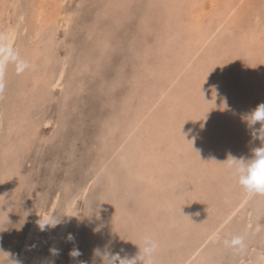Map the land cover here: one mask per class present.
I'll list each match as a JSON object with an SVG mask.
<instances>
[{
	"label": "rangeland",
	"instance_id": "1",
	"mask_svg": "<svg viewBox=\"0 0 264 264\" xmlns=\"http://www.w3.org/2000/svg\"><path fill=\"white\" fill-rule=\"evenodd\" d=\"M60 1L59 11L57 8L52 14V17L57 16L58 27L57 24L49 25L42 36L46 40L54 31L52 60H45L44 54L39 55L31 74L19 63L29 35L27 30H22L23 20L20 18L26 0H8L9 9L4 14V24L0 26L1 59L5 26L14 22L18 25L6 63L0 67V230H3L0 231V250L10 253V259L22 264V256L35 246L32 240L21 247L22 234L36 214L49 212V216L52 214L59 223L54 227L45 226L43 230L38 224L35 235L36 238L43 237L46 242L51 231L63 225L62 247L53 264H101L100 258L93 254L94 249L103 251L107 246L112 253L130 256L135 237L122 236V233L136 225L134 215L138 196L123 184L120 177L125 175L126 168L119 162L124 160V155L129 156L128 146L135 138L136 141L141 138L145 143L153 136L142 133L138 138L135 131L115 152L110 148L128 129L136 109L144 107L148 99H155L158 86L168 79L166 72L172 70L175 55L183 54V48H188L184 39L189 31L178 19L185 8L181 0ZM211 1L202 2V13L204 22L212 21L210 26L215 29L216 23L222 22L215 13L225 6V0ZM235 1L237 10L227 18L228 21L225 19L228 23H222L212 35L211 48L214 49L213 55L218 57L213 62V55L200 51L201 60H205L204 71L214 73L205 93L207 96H201V90L194 85L189 97L190 100L195 97V101L208 97L210 101L204 106V109L208 106V114L198 111L190 126L199 120H212L211 130L206 128V147L211 145L212 148L208 147L210 156L218 157L217 165L210 171L211 174L215 172L214 176L217 174L218 185L210 180L213 186L205 195L209 198L206 213L209 216L214 213L215 222L222 212L211 211L215 202L212 199L218 198L217 204L224 213L245 194L235 185L225 166L218 163H223L228 155L250 158L252 150L261 146V141L252 135L260 124L250 128L245 116L264 104V0ZM185 17L188 18V14L183 17L187 20ZM250 32L255 33L253 52L234 41ZM252 63L260 85L259 92L249 84L251 73L255 71L251 72ZM35 74L39 76L37 82L33 80ZM184 74H179L167 91L175 92L178 97L175 108H168V112L185 113L188 121V109L184 103L188 102V84L184 86L181 81H185ZM244 87L248 91L243 92ZM209 89L216 91L211 90V93ZM191 94H195L193 98ZM167 102L166 98L157 101L152 113L160 111L162 114ZM223 104L227 107L223 108ZM21 109L22 113L14 117ZM152 126L156 125L149 122V127ZM184 129H188V124L178 128L171 137L183 135ZM30 130L33 136L18 139L17 136ZM7 132L11 137H7ZM6 143H10L13 149L8 151L9 155L5 152ZM163 145H168L167 140ZM205 148L202 147L201 152ZM103 154H106L107 161L101 166ZM134 163L131 162L130 166H135ZM187 167L182 165L183 169ZM185 174V179L177 178L166 192L173 206L168 210L162 208L146 220L154 226L151 233L160 242L157 257L160 264L180 260L193 239V234H188V219L184 222V218H179L188 214V171ZM116 198L120 202L114 205ZM245 198L242 207L223 224L218 237L200 251L197 264H264V195H247ZM118 208L122 211H116ZM113 234L116 235L114 239ZM234 237H242V244L230 243ZM73 249L81 254L71 257L69 253ZM136 254L137 251L131 257Z\"/></svg>",
	"mask_w": 264,
	"mask_h": 264
},
{
	"label": "bare ground",
	"instance_id": "2",
	"mask_svg": "<svg viewBox=\"0 0 264 264\" xmlns=\"http://www.w3.org/2000/svg\"><path fill=\"white\" fill-rule=\"evenodd\" d=\"M203 1L204 0H181V2L185 8L183 7L184 10H182L180 12L181 16L178 19L181 22V24L183 25L182 27L184 29H188V31H189L188 37L184 39V41L188 45V48H183V49H185V51L183 54H181L179 56L173 50V53L176 54L174 57L175 63L172 62V63H174V65H172L173 66L172 70L170 72H166L168 79L164 81L165 84H162V85L160 84L161 86L160 85L158 86V90H157L158 93L154 96L155 99H153V98L148 99L146 104L144 105V107L142 106V107L136 109L135 118L133 119V121H131V123H129L128 129L125 130L126 132L125 131L123 132L122 136L117 138L116 141L118 143L117 142L114 143L110 148L111 152H115L117 150V148L119 147V145L122 144L123 142H125V139H127L129 136L134 134L135 131L138 132V134H137L138 138H140V135L142 133H145L144 135H146V136H149V135L153 136V137H151V139H148V141H146L145 143H144V141L140 140L141 138L137 139L138 141H136V138H135L134 142H131V144H130L131 146H128V148H130V149H128L129 150V152H128L129 156L124 155L123 156L124 160L119 162V164L125 165L124 168H126L125 169V171H126L125 175L123 174L124 176L121 175V177H120L124 181L123 184H125V186L128 187V189H131L130 192H136L137 196H138V204L136 206L137 210H136V213L134 215V218L136 219V225L130 231H128V229H129L128 228L126 231H123V233H122V236L135 237L134 240H132V245L130 246V247H132V249H131L129 257H131L133 255V253H135L136 251L138 252L137 246L133 244L137 241V238L141 234H143L144 232H151L152 228H154V226L152 224L146 223V220L148 219L147 217H149V215L150 216L154 215L156 212L162 210V208H166L168 210L171 206H173L171 203V199L166 197L167 196L166 192H167L169 186L172 185L177 180V178L178 179H180V178L185 179L186 171H188V183H187L188 184V187H187V190H188V214L184 215V217H182L183 215L181 214L182 216L181 217L179 216V218L180 219L184 218V222H186V220L188 219V234H190V235L193 234V239H192L191 244L189 243V245H188V251L184 255L181 256L182 258L180 260H176V261L172 262V264H197V259H198L199 253H201L200 251L207 244L211 243L215 238L218 237V234L220 232H222V230H223L222 229L224 226L223 224L231 216H233L234 213L237 210H239L240 207H242L244 199H246L245 197L247 196V194H244L241 198H238L237 201L235 199H233V200H235L234 204L229 209L227 208L224 213H223L222 209L219 208L220 205L217 204L218 198L216 197L214 200L212 199V201H215V202L213 204L214 209L211 211L219 210V212H222V214L219 215V219L216 222L214 221L216 218L215 217L216 215L214 213L210 214V216L207 215V213H206L208 205H209V198H207L208 195H205V192L207 191V189H209L210 186H213L212 185L213 181H210V180H214L216 185H218L217 184L218 183L217 174L214 176L215 172L214 173L212 172V174L210 172L217 165L218 157L213 156L214 154L212 156H210V149H208V147H211V145L206 147V144H207L206 141L208 138L206 128H209V130H211L210 121H212V120H208V119H206V121L205 120L204 121L199 120L198 123H196V124L194 123L192 126H190V124L195 121L196 116H198V111H200V113L201 112L202 113L207 112L206 108L208 106L205 109H204V106L206 105V102L209 101L208 97L203 99V97L199 98V96H198L199 101L194 100L195 97L193 98V96L195 94L194 95L191 94L194 101L190 100L191 98H189V97H190V92L192 91V87L197 86L201 90V93H202L201 96L205 95V93L207 92L206 90H208V87H210L209 83L211 82L214 73L212 72L213 74L211 75L209 72L204 71L203 68L205 67L204 66L205 60H203V59H202L203 61L201 60V58H202L201 55H202V53L207 54V55L209 54V56L210 55L212 56L214 54V52H213L214 49L211 48V45H212L211 40L213 38L212 37L213 32L222 23H224V22H226L224 24L228 23L227 18L229 16H231L237 10V6H236L237 2L235 0H225L224 1L225 6H223L222 9L219 8L220 10L218 9V11H216V13L213 12L216 14V17L218 18V20L222 21L220 23H216L215 29H214V28H212V26H210L211 25L210 22H212V21L204 22V20H203V17H204L203 16L204 13H202L203 9H204V7L202 6ZM58 2L61 3L60 0H26V2L23 4V8L20 11V18L23 20V23L21 25L22 30H27V32H29V35H28V38H26V43H25L26 45L23 48L22 54L21 55L19 54L20 55L19 63L22 64L24 68H26V72H28V74H31L32 66L35 64V62H36L35 59L39 55L44 54L43 57L45 58V60H48L50 58L51 53L54 52V47L52 45V35L54 34V31L51 32L50 36L47 37L46 40L42 39V36L45 32V28L48 27L49 25L57 24L56 28L59 25V21L56 20L57 16L52 17L53 11L57 8H58V11L60 9ZM211 2L216 3V1H214V0H212ZM8 3H9L8 0H0V26H2L4 24L3 19H4V14L8 8V6H7ZM179 5H180V3H179ZM170 6L171 5H169V7ZM172 6H173V3H172ZM173 8L171 10H173ZM176 10H177V8H176ZM182 14H184V15H182ZM186 14H188V18L185 17V18H187V20H184L183 17ZM57 15H58V13H57ZM206 15H207V13H206ZM209 15H207V16H209ZM164 17H166V16H164ZM225 19H227V21H225ZM231 20H233V19H231ZM17 27H18V25L15 22L13 25L5 26V32H4V36H3L4 37V43L2 45L0 67H3V65L6 63L7 55L9 54V49H10L12 42H13V39L15 37ZM180 28H181V26H180ZM220 30H221V28H220ZM223 32H224V30H223ZM254 35H255L254 32H250L248 34L244 33L240 39H234V41H237V42L239 41L240 44H242L243 46H245L247 48V51L253 52L254 49H252V47H253V39L252 38ZM256 36H257V34H256ZM192 41H193V43H191ZM217 41L219 42V40H216V42ZM235 46H239V45H235ZM180 47H182V46H178L177 48H180ZM201 50H203V51L205 50L206 52L200 53ZM169 51H170V49H169ZM255 54H258V52L257 53L255 52ZM252 56L253 55H251V57ZM217 57H218V55H215V56L213 55L211 57V60H213V62H214V60ZM205 58H206V56H205ZM252 59H254V58H251V60ZM46 62H48V61H46ZM165 66H167V65H165ZM208 67H209V65H208ZM248 67H250V66H248ZM41 70H43V69H41ZM227 70H229V69H227ZM253 70H255V68H254L253 63H252L251 72H253ZM24 71H25V69H23V72ZM217 71L218 70H216L215 72H217ZM244 71L245 70H242V72H244ZM161 72L163 73V71H161ZM184 72H185V74H184L185 75V81L183 82V80H181L182 83H184V84H182V83L181 84L184 86H186V84H188V90H187L188 91V97H187L188 102H184L185 106H187V108H185V109H188L187 110L188 111V121H187V118H185V115H184L185 113H178L177 114L176 110H175V112H173V110L172 111L169 110L170 112H168V108H170V109L175 108V104L178 100L177 99L178 97H177V95H175V92H173V93L169 92L168 93L167 91H169L170 86L175 82L177 76L181 73L183 75ZM221 72H223V71H221ZM239 72H240V70H239ZM218 73H219V71H218ZM38 74H35L33 76V80L35 82H37V79L39 78ZM161 76H163V75H161ZM161 76H160V78H161ZM218 76H219V74H218ZM256 76L257 75H256V70H255L253 73H251V76H250L251 80L249 83V84L253 85V89L255 91L260 89V85L258 83ZM22 77H26V75L25 76L23 75ZM179 77H181V76H179ZM58 80H59V78L56 79V81H58ZM176 84H178V83H176ZM249 84H248V86H250ZM210 85H211V83H210ZM225 89H226V87H225ZM173 90H175V89H173ZM211 90L213 92L216 91L215 89H209L208 92L212 93ZM246 90L247 89L245 88L243 92H245ZM254 90H253V92H254ZM251 91H252V89H251ZM198 92H199V94H201L200 91H198ZM257 92H259V91H257ZM218 94H220V93H218ZM186 95H184V96L186 97ZM206 96L207 95H205V97ZM215 96L216 95H214V97ZM164 98H166L168 102H167V104L165 103L163 105L164 110L162 111V114L160 113V111L159 112L154 111V113H152L151 110H152V108H154L153 106L155 105V103L157 101H159L160 99H164ZM212 98H213V96H212ZM209 102L207 103V105L209 104ZM220 102L222 104V101H219V103ZM198 106H199V109H198ZM17 111H18V113L17 114L15 113L14 117L16 115L18 116L20 113H22L23 110L21 109V110H17ZM149 114L151 116H149ZM207 114H208V112H207ZM164 117H166V118H164ZM206 117L208 118V116H206ZM212 118L213 117H210L209 119H212ZM197 119H198V117H197ZM173 121L175 122V124H173ZM125 122H127V121H125ZM149 122H151L152 124H154L156 126L149 127ZM205 122H206V126H204ZM187 124H188V129L186 131L184 129L183 135H180L179 137L176 135L177 138L171 137L178 128L186 127ZM17 127H19V126H17ZM204 129H205V131H204ZM181 132H180V134H181ZM33 135H34L33 131L30 130L29 132L25 131L24 133H21V136H17V137H18V139H23V138L27 139L28 137L33 136ZM7 137L8 138L11 137L9 135V132H7ZM166 140H167L168 145H163ZM208 145H209V143H208ZM202 147H204V148L206 147L205 148L206 150L204 149L203 152H201ZM11 149H12V147H11L10 143H8L6 146V150H5L6 154H8V151L9 150L11 151ZM245 150H246V148H245ZM12 153H13V151H12ZM205 154H208V156H206ZM108 155H109V153H108ZM106 157H107L106 154H103V156L101 157V160H102L101 166L107 161ZM204 157L206 159H204ZM202 158H203V160H202ZM131 162H135L134 163L135 166H130ZM182 165H187L188 167L183 169ZM117 170H121V168H117ZM195 172H197V175ZM205 175L207 177L206 180H205ZM194 177H195V179H194ZM114 182H115V180H114ZM191 186H195L196 189H194V188L192 189ZM228 193L229 192H227V194ZM205 197H206V199H205ZM119 202H120V199L116 198V200L113 204L116 205ZM183 203H184V201H183ZM119 209L120 208H118L116 211L121 210V209L120 210ZM208 213H211V212H208ZM133 214L134 213L131 212V215H133ZM203 216L205 217L204 219H203ZM48 217H49V212H41L40 215L36 214L34 219L32 220V222L30 223L29 227L27 228V231L24 234H22V237H21L22 239H20L21 247L26 246L32 240H34V242H35V246L33 247V249L28 250L27 253H25L22 256V258H21L23 261V262H21L22 264H53L56 257L58 256L59 251L62 247L61 244H62V241H63L62 239H63V235H64L63 225L58 230L51 231V234H50V236L46 242L43 241V237H37L36 238V235H35L37 228H38L37 227L38 221L39 220H46ZM116 219H119V218H116ZM210 219L213 220L212 223L208 222V220H210ZM67 220H68V218H67ZM112 236H113V239L116 237L115 234H113ZM174 244H175V242H173L172 245H174ZM53 249L56 250V252H57L56 255H53V253L51 251ZM240 259H242V258H240ZM158 264H160L159 261H158Z\"/></svg>",
	"mask_w": 264,
	"mask_h": 264
},
{
	"label": "clouds",
	"instance_id": "3",
	"mask_svg": "<svg viewBox=\"0 0 264 264\" xmlns=\"http://www.w3.org/2000/svg\"><path fill=\"white\" fill-rule=\"evenodd\" d=\"M226 107L227 105L223 104V108ZM245 121L250 128L257 123L260 124V128L254 130L252 135L261 141V146L252 150L250 158H236L228 155L223 163L218 164L225 166L235 185L249 197L264 195V104L258 105L254 111L247 114ZM57 223L59 220L52 214L46 220L38 221L42 230L45 226L54 227ZM68 239H72L71 235ZM230 243L242 244V237H234ZM133 244L138 248L137 254L133 257H122L119 253H112L107 246L103 251L99 248L94 249L93 254L100 258L101 264H158L160 242L151 232H144ZM51 251L53 255L57 254L55 249ZM80 254L77 249H73L69 253L74 258ZM10 257V253L0 250V264H20L18 260L10 259Z\"/></svg>",
	"mask_w": 264,
	"mask_h": 264
}]
</instances>
